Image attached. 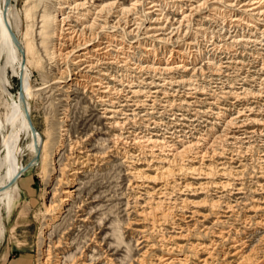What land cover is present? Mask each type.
Listing matches in <instances>:
<instances>
[{"label": "bare ground", "instance_id": "bare-ground-1", "mask_svg": "<svg viewBox=\"0 0 264 264\" xmlns=\"http://www.w3.org/2000/svg\"><path fill=\"white\" fill-rule=\"evenodd\" d=\"M129 1L131 2L127 4V0H0V208L1 206H5L7 208L11 207V204L19 195L17 191V183L20 180V177L24 175V172L28 168L33 167L35 164V161H32L31 164L26 165V167L23 168L22 161H23V156L25 154L28 155L29 160L34 158L38 163V166L43 172V181L45 182V185H46V179L51 180V178L55 174L57 177L56 187L55 188L53 187V191L51 192V198L47 200L48 205L45 206V214L44 216H42V220L40 222V230L38 233L39 235L38 254L40 255V258L38 259L37 264H65L66 262L69 261L72 262L71 264H75L77 261H80L81 262V263L79 262L80 264H100L101 263L100 261L103 260L105 261L103 264L116 263V260H114L113 257H109L108 254L107 257H102L103 254L98 255V253H96L95 250L92 249L93 247L90 250V246L87 247L86 245L84 252L83 251L81 252V250H79L80 252L78 251L79 257H75L76 253L73 252H71L72 254L69 253L70 248L73 245L72 242L74 241L70 239L71 230L76 228L75 224L79 223L85 225L88 224V222L90 221L88 217H83V215L73 216L72 214L73 213L72 204L75 201L77 195L79 194L78 188L80 186L82 188L83 186V184L80 183V179L78 178L80 174L86 173L93 168L90 166V164L85 163L86 164L85 165L83 163L85 166L82 169L85 170H82L80 168L72 169L70 167V164L74 162L75 165L76 161L74 160L71 163L70 161L68 163L66 162L67 164L66 163L62 164V162L61 163L58 162L59 164L56 166L55 164L56 158L59 157V154L61 152V149L63 148L65 141L68 140L65 136H69L68 134L70 133L69 132L70 130L66 125L67 109L63 108L60 114L62 115V117L57 118L58 110L56 109L58 107L55 109L54 108L55 105L51 103L50 105L49 104L48 105L50 106L49 109L50 113H52L51 110H53V113L50 117L49 115L48 116L46 115L47 88L49 89L48 93L50 92L49 97L54 98V94H58L55 95V97L58 96L57 101H60V99L62 100V98L69 101V96L71 94L72 95L77 94V92L80 90H83V94L85 93V95L88 97L89 100H92V97L94 98L96 97L99 103H102L103 105L104 104L107 105V107L103 108L102 114L104 115V118H107L108 120L111 121L110 126L113 129H115V131L116 130L120 131V133L115 138L111 135L113 139L116 140V143L119 141L127 143V141L131 139L135 131L129 130V132H126L124 130H126L125 128L127 126L132 125L133 120L135 119V117L138 116V112L136 113V110L128 109V111H125L121 109L120 107L122 106H119L120 102L118 101L119 99L118 96H120L126 90L128 93L131 92L132 95H136V96L142 94L147 95V97L145 98H148L149 100L152 99L151 106L148 109L153 110V107L156 105L155 102L159 98L157 95L161 91H163L162 95L168 98L167 96L168 93L166 91L164 92L163 90L165 84L168 85L169 87H172L173 85L175 86L176 85L179 86L183 84L186 85L189 84L188 82H190L191 77L194 76V74L196 75L197 72L199 73L202 72L204 67L208 69L215 68V70H219L220 67L222 66L221 62L220 64H218V62L215 61L218 64L216 65V63H214V61H212L210 58L206 59L207 56L205 55L206 53L205 50L203 51V48H200L201 42L203 40L205 41L208 35L213 36L216 31L214 33L208 32L210 27L209 28L206 27L205 22H208V18L205 17L203 20H200L199 22L197 21V24L195 25L196 27L195 29H193L194 32L192 33L191 28H192L193 12H195V14L196 13L199 14L198 12H201V10L203 11V9H205L207 5L209 6L208 4L209 2L211 3L210 5L215 4V5H220L222 7V9L217 7L213 8V11L215 13L220 14L223 8L224 10H227V13L229 14L228 19H230L228 25L226 24L225 29L222 27H220V29L217 28L222 35L221 36L222 39L224 38L222 40L224 42L222 45L223 48L221 47L220 48L224 51L226 50L227 52L231 51L232 53L229 58L227 57L226 59V57H224L227 63L226 66H229L230 64H233V66L234 65L242 66L245 60L244 58H241L238 55L239 54L238 50L241 49L243 46H245V44L246 45L254 44V47L255 45H261L262 47H264V0H243L241 6L238 7L241 8V10L240 13L237 15L234 14L231 15L230 13H231V9L233 10V8L237 6L238 1L240 0H202L200 3L197 2L196 3L197 5L195 6H193V4L192 5L190 4L187 14H184L185 11L183 10L182 6L184 2H188V1L192 2V0H170V1L167 0L164 2H162V0H149L148 3H145V5L150 4L148 8H145V10L148 11H146L144 14L142 13L145 18V19L143 18L144 20L142 18L141 19L134 18L135 16L132 19H130L131 13H134L133 11L136 9V7L141 5L142 3H140L139 0H129ZM142 1L144 5V2H147L148 0H142ZM165 7L176 8L177 9L176 15L178 16L179 14L181 15L179 21L176 22V25H178L176 28L171 27L172 29H170L167 26L170 21L167 18H165L163 14ZM172 12L174 11L172 10ZM153 16H158V17H153ZM145 20L150 21L149 22L150 24L148 25L147 28H145L146 29L145 32L142 33V35H144L142 38L143 40V44H142L140 42L141 39L139 37L141 33L140 31L145 27L144 26ZM259 23L262 24L260 25ZM130 27L133 28L129 30ZM167 29H170V31L165 35L157 33V32H164ZM257 31H259L258 34L259 37L256 36ZM131 40H136L137 45L134 44V41L131 42ZM168 45L170 48L168 47ZM219 52H221V50ZM165 53H168L167 57L164 56ZM130 63L135 65L141 71H149L150 73L152 72L154 75L155 74L159 76L172 75L177 73H181L182 75H180V77L178 76L179 80L173 81L175 79L174 78L173 80L172 79L169 80V82L166 81L167 83H164L162 85L155 84V82L151 81L149 82L147 86V91L145 90V92H143L144 90L142 91L140 89L139 87L140 84L138 83L139 85L135 86L136 89L134 91H131V89L134 87H132V84H130L129 81L126 82L123 76L119 75V72H121V70H117L113 72L114 70L113 68H116V66L119 67L120 69H123L126 66L130 65ZM261 65L262 66L260 69L264 71V64ZM34 73H36L37 76L39 77L41 83L40 88H36L34 86V82H33ZM188 74L191 75H189L188 77ZM12 78H16L19 81V88L16 95L14 96L12 95L11 92H9L11 86L10 81ZM262 79H263L262 81H264L263 77ZM174 89H172V91ZM190 90H192V88ZM195 91L193 94H195ZM243 92L246 96L249 95V93H252L253 95H257L255 97H258L260 96L262 91L259 92L257 91L258 93H254L251 90L244 89ZM182 98L178 100L185 103L186 99L181 100ZM126 99L124 100L122 99V100L125 101ZM37 100L44 102V105L42 107L43 123L45 125L44 133L42 134L43 139L42 138L39 139L38 137L39 134L32 121V114H33L32 106L34 105V102ZM166 102L168 104L171 103L169 100ZM124 103L126 104V102ZM249 111L251 110L249 109ZM244 112L245 111H243V113ZM151 114L152 112L150 114L149 113L145 114L144 117H149ZM242 115L243 114H241V117ZM91 117L93 118V115ZM222 117H223V123H222L221 131L215 133L217 128L216 127L213 128L210 132H213V134L215 133L217 135L216 140H220V141L222 140L226 141V139L227 140L232 139V141L236 140L238 137L236 138L235 135H233V132L231 130L234 128L231 129V126L234 125V122L236 123L238 116L231 117L229 114L223 113ZM148 120L151 119L147 118V120L145 121L147 122ZM253 120L254 119L251 118V121L253 122L252 124L258 125L256 120L255 121ZM29 121L31 122L34 128V134H32V131L30 129ZM151 121L152 123L148 121L150 124L145 125V132H146L145 134L142 133L143 135L140 134L139 136V133H141L139 132L138 134H135L133 136V138L131 139L133 143L132 145H134L135 148L140 150L143 148H148L151 150L158 149L156 151L159 152L160 156L159 155L154 156L152 154H150V156L149 154L145 155L144 152L141 150L142 153L140 154L142 155V157H140V160L139 159L137 160L136 164H134L135 162L133 163L134 164L133 168L130 169L131 168L130 167L129 168L130 171L128 172V176L133 181H137L136 183L140 184L141 186L143 184H146L145 187H147V189L150 190V192L145 190L142 196L140 195L138 197H135V202L133 203L136 204V207L138 208V211L135 212H137L136 217H138L140 221V223L135 224L137 225V227L133 229V233H135L142 240L141 242L139 241L140 245L147 244L148 240L146 238V233H148L147 232L148 230H146L145 227L148 226H150L152 229H155L156 227H160L162 226V224L164 225V223L167 224L168 222L172 226L179 227V224L181 222L184 223L185 225L186 223L185 220L188 219L189 221L191 222L193 221L196 223L192 228V230L194 229L193 231H195L198 228L197 226H200L203 223H205L204 221H206L210 217L219 214V211H222V214H230L228 220L230 218H233L234 215L232 214L234 213V209L237 208L238 205H241L242 202L240 204L238 203V201L229 202L228 200L227 202L226 199L229 194L226 195L225 193H227V190H229V188L227 187H229L230 184L229 186H227V183H225L227 182V180L225 182L224 181L221 182L222 177H227V175L228 176L230 175L232 166L229 167V164L228 166H226V168L228 167V169L231 168L228 174V170H225L226 168H222L223 167L222 165H221L222 167L217 168L212 158L211 160H209L210 163H208V166L205 165V166L193 167L191 165L188 166L186 164L187 168H185L183 167L184 165L183 166L178 165V163H180V160H182V158H184L185 155H187L188 153L190 154L192 150L195 151L197 148L201 147L199 146L200 145L199 144L200 141H198L199 139L198 140L195 139V141H188V142L179 141L178 143L173 141H168V139H170L171 136L170 138L167 136L165 137L166 133L159 134L160 130L155 131L157 128H159V125H162V122L159 123L156 121V119ZM215 121L218 122V120ZM146 122L144 124H146ZM46 124H47V128H46ZM151 126L152 129H150ZM162 130L163 132L167 131V130L164 131V129ZM122 131L126 132L128 135L123 136L124 133ZM106 133L108 134V132ZM101 141H103V143L105 142V140H101ZM129 143L127 145L128 147L131 146L129 145ZM101 144L102 142L100 143V145ZM105 144L106 143H104V145ZM119 145L120 144H118V146ZM36 150H38L37 153ZM114 150L115 149H113V151ZM127 153L125 152L124 154L126 155ZM88 154H89V149H88ZM88 154L86 156H89ZM218 154L219 153L217 154L214 153L213 155L217 157ZM93 155H97V154H93ZM202 156L198 157L196 154L195 158L193 159L199 160L200 162L202 161L201 158ZM262 156H264V154ZM71 158H73V156ZM71 158L69 159L71 160ZM97 158L95 157V159ZM59 159L58 161H60ZM183 160L186 161V159ZM141 162L145 163L144 164L145 168L143 169L138 168L139 167L138 165H141ZM263 163H261V165ZM223 165H225V163ZM68 168L71 169L68 170ZM241 170L242 171H240L239 173L240 175L241 174L243 175L245 170L244 169ZM68 171H72L71 174L67 175ZM258 174H259L258 177H255L253 179L254 182L252 181L254 184L253 183H252L253 185L251 184L253 188L251 187V191H250L251 195L248 198L249 204L247 205L246 203H244L246 205H244L243 207L246 208L245 211L243 212V216L241 215L242 217L241 216L238 217L235 223L236 224L235 228H237L238 231L240 229L238 228L240 227V225L244 226V227L241 226L243 228V231L245 230V227L250 225L248 226V229L246 228L248 231V232L246 231L245 233L246 235L253 232L255 233L257 229H260V227H264V215L262 216L263 218H261V220L254 221V218L257 217V213L264 209L262 207L264 205V199L261 196L262 193H264V170L260 171ZM232 175L230 178H232ZM178 176H182L180 178V181L187 179L186 176L188 177L191 176L189 177V179H193L198 182L200 180L201 181L205 180L206 182L195 184L192 181H191L192 183L191 182L189 183L187 182V180H185V182L176 183L177 178L175 179L174 177H178ZM235 177H237V175ZM15 178L16 180L12 182V184H10L11 181H13V179ZM170 179L173 180L171 182L172 185L169 184L170 181L168 182V180ZM234 179L237 181L236 178ZM241 179L242 178H240V180ZM148 184H151L152 186H149ZM157 184H161L163 189L157 188V190H155ZM194 185H196V187H194ZM232 186H234V184ZM236 188L235 190L237 192L235 193V195H240L241 193L243 194L242 191L244 190V188L242 187H239L237 189ZM219 190H220L219 193H213V195H209L210 192L212 191L218 192ZM199 195H203V197L200 198ZM211 196H213V198ZM230 196L233 195L231 194ZM171 197H174L173 204H176V206L174 207L177 208L176 210L179 216H177V219L175 220L171 219L168 221V217L170 216L171 212L168 211L169 208H167V210H163L164 208L163 206L166 203L164 201L166 200H169V202L171 201L170 200ZM246 198L244 199L246 200ZM176 201L178 203H176ZM87 204L88 203H86V205ZM261 204L263 205L261 206ZM77 206L76 209H78ZM169 206L170 205H168V207ZM94 211H96L95 207L90 208L86 216H90V214L92 215L95 214L93 213ZM199 218L202 219V221L201 220L199 221L198 220ZM97 221H99L101 224H105V219L102 221L97 218ZM221 222L219 218L215 217L214 222L212 223L214 226L210 224L211 227H205V228L203 227L204 231L200 230V232L202 231L200 233L201 236L200 235L198 236L200 238L197 237L196 238L197 240H195L194 243L189 242L190 244H188L187 253H186L187 249L185 248L187 244H183L185 245L184 247L183 245L179 244L180 241H184V240L188 242L187 240L188 239L187 237H189L188 232H187L188 233L187 236H181L180 231H182L183 227L182 229H179L180 231H178V233L168 232L170 235L169 237L163 234L164 236H166L167 239L166 238L161 239V244H162L161 247L164 248V250L166 249V246H171V247L165 250L166 253L165 255L163 254L160 255V257H156V259L154 258L155 260L154 264H264V230H262L263 231V236L261 235L262 238L260 237L259 238L260 240L257 241L260 244L262 243V245H260L261 249L259 254L257 252L255 254L252 253V247L254 249L255 247L254 245L251 247L252 255L249 254L247 256L243 252V250L246 249V246H245V241L244 242L241 241L242 238L235 239L236 237H234L233 239H231L230 232L232 231L225 232V231H220L218 229H215L218 230L217 232L214 231L215 227H219L222 224ZM251 225L255 226L253 227L252 231H250V229L252 228ZM114 227L116 228V226ZM175 227L170 229L174 231L176 229ZM220 227L219 229H221ZM59 230L63 232L62 233L59 232L61 233V236L59 235L60 237L59 236L57 237L56 232L58 233ZM243 231H241L242 232L240 233L241 235H244ZM116 232H118V230H116ZM3 235H4V227L0 224V237L2 238ZM237 235L238 234L235 233V236ZM107 237L110 238V236L105 235L103 239H106ZM114 238L115 239L112 240H115V244L117 246L119 247L121 245L123 246L124 241L122 238V234L120 232L116 233L114 235ZM192 238L191 241L194 240V238L193 239ZM53 239L56 240L54 241ZM230 239L234 241L233 243L235 244L230 245L229 248L227 247L228 249H226V252L223 253L222 249H224L223 247L225 246L226 242H229ZM78 240L76 242H78ZM103 242L105 241L102 240V243ZM90 243L92 242L90 241ZM96 243L95 245L99 247L102 245ZM106 243L108 242L106 241ZM258 244H256V246ZM107 246L108 248L112 247L111 243H109ZM157 247H159V245ZM184 248L186 249L185 251L186 254L185 253L183 254V251L185 250ZM80 249H82V247ZM128 249L129 248H127L126 250L127 252L126 256H124V258L121 259L122 261H124L123 263H127L125 261H128V264L134 262L136 264H145L146 261L148 260L146 258L147 260L145 261V256L136 257L135 260H131V257H129L130 253ZM175 249H177L178 251L177 253H182V257H174L176 255L175 253L173 257H166L167 255L171 254L168 253L169 250H172L173 253V250L175 251ZM158 250L160 249L158 248ZM108 252H110V250ZM160 252H163V250ZM177 256H179V254ZM55 258L59 260L56 261ZM20 264H29V263L26 262Z\"/></svg>", "mask_w": 264, "mask_h": 264}, {"label": "rangeland", "instance_id": "rangeland-1", "mask_svg": "<svg viewBox=\"0 0 264 264\" xmlns=\"http://www.w3.org/2000/svg\"><path fill=\"white\" fill-rule=\"evenodd\" d=\"M164 1H167V0H162V2H164ZM168 1H170V0H168ZM201 1L202 0H192L193 3L190 1L184 2L183 6H182L183 10L185 11L184 14L188 13V9L190 7V4L191 5L193 4V6H195V5H197L196 4L197 2L200 3ZM130 2L131 1L127 0V4H129ZM139 2L142 4L136 7V9L133 11L134 13H131L130 19H132L134 16H135L134 18H138V19L142 18L143 19L144 18L143 14L146 11H148V10H145V8H148L150 6V4L145 5V3H148L149 0L147 2H144V5H143L142 0H139ZM242 2H243V0L238 1L237 6H235L233 8V10L231 9V13H230L231 15L232 14L237 15L240 13L241 8H238V7L241 6ZM208 4H209V6L207 5L205 7V9H203V11L201 10V12H198L199 14H197V13L195 14V12L192 13L193 19L194 18L195 19L194 20L192 19L191 31H192V33L194 32L193 29H195V27H196L195 25L197 24V21L199 22L200 20H203L205 17L208 18V22H205L206 27H208V28L210 27L208 32H213V33L215 31L216 32L214 33L213 36L208 35L211 38L207 36V39H205V41L203 40L201 42L200 48H203V51L205 50L206 53L205 52L204 53L207 56L206 59L210 58L212 61H214V63H216V65L220 64V62H221L222 68L220 67L219 70H215V68L214 69H211V68L208 69V68L204 67L202 72H200V73L197 72L196 75L194 74L195 77L194 76L191 77V80H190L191 83L188 82L189 84H186V85L183 84L184 86L183 85H179V86L173 85L172 87H169L168 85L165 84V86L163 87L164 88L163 90H164V92L166 91L168 93V95H167L168 98H166V96L162 95L163 91H161L157 95L159 97L158 98L159 100L157 99V101H156L157 103L155 102L156 105L153 107V110L148 109L151 106L152 99L149 100L148 98H145V97H147V95H144V94L136 96V95H132L131 92L128 93L126 90L124 93H122L120 96H118V98H119L118 101L120 102L119 106H122V107H120L121 109H123L125 111H128V109L129 110H136V113L138 112V116L135 117V119L132 122V125L127 126L125 128L126 130H124L126 132H129V130L135 131L133 133L131 139L133 138V136L135 134H138L139 132H141V133H139V136L142 133L145 134L146 133L145 132V125L150 124L149 122L152 123L151 120L156 119L157 122H159V123L162 122V125H159V128H157L156 130L154 129V130L155 131L160 130L159 134H165L166 133L165 137L167 136L170 138V136H171V138L168 139V141H173L176 143H178L179 141H182V142L195 141V139L196 140L199 139L198 141H200L199 146H201V147L198 146L199 148H197L195 151L192 150V152L190 154L189 153L187 154L188 156L185 155L186 158L185 157L182 158V160L186 159L187 163L185 160H183V161L180 160V163H178V165H182V166L184 165L183 167H185V168H187L186 167L187 165L188 166L191 165L193 167L194 166L199 167V166H205V165L208 166V163H210L209 160H211V158H212V160L214 161L215 166H217V168H220L222 166H223L222 168H226V166H228V164H229V167L232 166L231 167L232 169L231 168L228 169V167L225 169V170H228V174H229V171L231 169L230 175L229 176L227 175V177H222V179H221L222 181L221 180L220 181L225 182L227 180V182H225V183H227V186H229V184H230V186L227 187V188H229L230 191L227 190V193H225L226 195L229 194L226 201L227 202H228V200H229V202H234V201L237 202L238 201L239 204L241 202H242V204L238 205V207L234 209V213L232 212L233 213L232 215H234V217H233L234 219L230 218L228 220L230 214H222V211H219L220 215L216 214L215 216L210 217L209 219L204 221L205 223L200 225L201 227L197 226L198 230L196 229L195 231H193L194 229L192 230V228L194 227V225L196 223L193 221H192L193 222L192 223L188 219L185 220V222L187 223V224L185 223V225H184V223L179 222L180 223L179 227L172 226L168 222H167V224L166 223H164V225L162 224L163 227L160 226V227H156L155 229H152L150 226L145 227L146 230H148L147 231L148 233H146V238L149 242L147 241V244L140 245V242L142 240L135 233H133V229L137 227V225H135V224L140 223L139 218L136 217L137 212H135V211H138V208L136 207V204H133V203L135 202V197H138L140 195L142 196V194L144 193L145 190L149 191V192H150V190L147 189V187H145L146 184H143L141 186L140 184L136 183L137 181H133L128 176V172L130 171V169L133 168V165L136 164L137 160L138 159L140 160V157H142V155L140 153H142V151L144 152L145 155L149 154V156H150V154H152L154 156H158V155L160 156L159 152L156 151L158 149H152L151 150L148 148H143V149H141L142 150L141 151L140 149H137L134 147V145H132L133 143H132L131 139L128 140L127 143L122 142V141H119L116 143V140H114L113 137L115 138L120 133V131H118V130L115 131V129H113L110 126L111 121L108 120L107 118H104V115L102 114L103 108L107 107V105L106 104L103 105L102 103H99L97 101L96 97L95 98L92 97V100H89L88 97L85 95V93L83 94V90H80L77 92V94H74V95L71 94L69 96V101H67L64 98H62V100L60 99V101H57L58 96L55 97V95H58V94H54V98L56 100L52 97H49L50 92L48 93L49 89L47 88L46 89V111H47L46 115L47 116L49 115V117H50L53 113V110H51L52 113H50V110H49L50 109L49 105L51 103H53V105L56 106V107L54 106L55 109L58 107L56 109V110H58V112H57L58 117L57 118L62 117V115H60V114H61V111L63 110V108L67 109L66 125L68 126V129L70 130L69 131L70 133L68 134L69 136H65L68 140H66V138H65L66 141L63 145V148L61 149L59 157L56 158V162H55L56 166L61 162H62V164L66 163V162L68 163L69 161L71 163L74 160V161L79 162V163L75 162V165H74V162H72L70 164V167L72 169H74V168L75 169L76 168L82 169V168H84V166L86 164H90V166L93 168L90 171H88L86 173H82L79 175L78 179H80V183H82L83 186H82V188H81V186L78 188L79 194L77 195L75 201L72 204L73 216L83 215V217H88L90 219V221H89L90 224H89V222H88V224H85V225H82L79 223L75 224L77 229L74 228L70 232L71 233L70 239L74 240L72 242L73 243L72 247L74 245L75 246L73 248L72 247L70 248L69 253L70 254H72L71 252L76 253L75 257H79V255H78L80 252L79 250H81V252L85 251V245H86L87 247L90 246V250L93 247L92 249H94L95 252L98 253V255L103 254L102 257H107V254L109 255V257H113V259L116 260L115 264H128V261H125L127 263H123L124 261H122L121 259L124 258V256H126V254H127L126 250H127V248H129L128 251L130 254L129 253L128 254L130 255L129 257H131V260H135L136 257L145 256V261L148 259L146 261V263L154 264L155 263L154 258L156 259V257H160V255H163V254L165 255L166 254L165 250L168 249L169 247H171V246H166V249L164 250V248L161 247V245H162L161 239L162 238H166V236L169 237L170 236L169 233H171V232L178 233V231H180L179 229H182V227H183L182 231H180L181 236H187V234L189 233L188 234L189 237H187L188 242H186L184 240V241H180L179 244L180 245L187 244L186 246L183 245V247L185 246V248L187 249L188 244H190L189 242L194 243L195 240H197L196 238L202 232V231L200 232V230H203L205 227H211V225H213L212 223L214 222L215 217L219 218L220 222L224 220L223 222H221L222 223L220 225L221 227L219 226L221 229H219V227L214 228L215 232H217L218 230L225 231V232L232 231V232H230L231 239L236 237L235 239L242 238L243 240L241 239V241L242 242L245 241L246 249L243 250L244 254H246L247 256L249 254L252 255V253L255 254L256 252L259 254L260 249H261L260 245H262V243L260 244L257 241L260 240L259 239L260 237L262 238V236H263L262 230H264V227H260V229H257V231L255 233L253 232V233L246 235L245 233L248 229V226H250V225L245 227L244 231L242 228L244 226L240 225V227H238V228H240L238 231V229L235 228V226H236L235 223H236L238 217H240L241 215L243 216V212L245 211V208H246V207L244 208L243 206L246 204L247 205L249 204L248 198L251 195V193H250L251 187L254 184L253 179L255 177H258V175H259L258 173L260 171L264 170V163H263L264 162V158H263L264 156H262L264 154V122H263V120H264V92H263L264 81H262L263 80L262 77L264 78V76H263L264 71L262 69H260L262 66L261 64H264V47H262L261 45H255V47H254V44H247V45L245 44V46H243L244 48L242 47L241 49L238 50L239 52L237 51L239 53L238 55L241 58H244V60H245L244 63L242 64V66H240V65L239 66H237V65L233 66V64L226 66L227 63H226V60L224 57H226V59H227V57L229 58L232 53H231V51L227 52L226 50L224 51L221 49V48H223L222 45L224 42L222 40L224 38L222 39V37H221L222 35L217 28L220 29V27H222L225 29L226 24L228 25L229 20H230V19H228L229 14L227 13V10H224V8H223V10H221L220 14L215 13L213 11V8L217 7V8L222 9V7L220 5H215V4L210 5L211 4L210 2ZM211 6H212V8H211ZM186 9H187V11H186ZM172 10L174 12H172ZM176 11H177V9L173 8V7H169V8L165 7L164 8L163 14H164L165 18H167L170 21L167 25L170 29L176 28L178 26V25H176V22L179 21V19L181 18L180 14H179V16L176 15L177 14ZM206 13H207V15H206ZM153 17H158V16H153ZM171 18H172V20H171ZM173 21H174V24H173ZM149 22L150 21L145 20V24H144L145 27L140 31L141 33H140L139 38L141 40L140 39L139 40L142 44H143L142 38L144 36V35H142V33L145 32V30H146L145 28H147L148 25L150 24ZM224 23H225V25H224ZM259 24L261 25L262 23H259ZM132 28L133 27H130L129 30ZM170 29H167L164 32H157V33L165 35V34L169 33ZM157 33H155V34H157ZM258 34H259V31H257V33H256L257 37H259ZM220 37H221V39H220ZM209 39H210V41H209ZM136 40H131V42L134 41V44L137 45ZM209 42H210V44H209ZM212 42H213V44H212ZM215 43H217V44H215ZM168 47H169V45H168ZM218 50L219 51L221 50V52H223L224 54L219 52ZM164 56L167 57L168 53H165ZM215 61H217L218 64ZM224 61H225V63H224ZM227 61H229V60H227ZM116 68H113L114 69L113 72H115L117 70H121V72H119V75L123 76L124 80L126 82L129 81L130 84H132V87H134L131 89V91H134L136 89L135 86L140 84L139 85L140 89L142 91L144 90L143 92H145V90L147 91V86H148L149 82H151V81L155 82V84L162 85L164 83L169 82V80H171V79L173 80L174 78L175 79L173 81H175V80L177 81V80H179L178 76L180 77V75H182L181 73L172 74V75H160V76L156 75V74L154 75L152 72L150 73L149 71H141L139 68H137L132 63H130V65L126 66L125 68H123L124 70L120 69L117 66H116ZM122 70L125 72H123ZM189 75H191V74H188V77H189ZM33 82H34V86L36 88L41 87L39 77L37 76L36 73H34ZM192 82H194V83H192ZM10 84H11V86H10L9 92H11L12 95L14 96V95H16L18 88H19V81L16 78H12L10 81ZM174 86H175V89H174ZM191 88H192V90H190ZM172 89H174L175 91L174 90L172 91ZM244 89L251 90L254 93H258L259 91H262L260 94L261 97L260 96L255 97L257 95H253L252 93H249V95L246 96L243 92ZM260 89H262V90H260ZM153 90H151V91H153ZM194 91H195V94H193ZM233 92H235L237 94H235ZM238 92H239V94H238ZM241 93L244 95H242ZM47 95H48V98H47ZM180 98H182L181 100L186 99L185 103L179 101L178 99H180ZM122 99L123 100L126 99V100L123 101ZM146 99H148V100H146ZM168 100L171 103L168 104L166 102ZM93 101H95L97 104ZM124 102H126V104ZM98 104H100V105H98ZM43 105H44L43 101L41 102V101L37 100L34 102V105L32 106V110H33L32 121H33V124L35 125V128H36L38 134H39V136H38L39 139H41V138L43 139L42 134L44 133V128H45V125L43 123V115H42ZM140 105L142 108L140 107ZM250 107H252L253 110ZM51 108H53V107H51ZM155 108H156V110H155ZM100 109H102V110H100ZM139 109H141V110H139ZM146 109H148V110H146ZM249 109L251 111H249ZM161 111H162V113H161ZM240 111H241V113H240ZM243 111H245V112L243 113ZM252 111H254V112H252ZM151 112H152V114L149 117H144L145 114H148V113L150 114ZM223 113L229 114L231 117L232 116L233 117L238 116L236 123L234 122V125L231 126V129L234 128L231 130L233 132V135H235L236 138L238 137L236 140H233V141H232V139H228V140L226 139V141L216 140L217 135L215 133L221 131V129H222L221 127H222V123H223V117H222ZM241 114H243L242 117H241ZM92 115H93V118L91 117ZM101 118H103V119H101ZM147 118L151 119V120H148L149 122L148 121L146 122L145 120H147ZM251 118L254 119L253 121L256 120L258 125L252 124L253 122L251 121ZM99 120H101V121H99ZM215 120H218V122ZM145 122H146V124H144ZM243 122L245 125L243 124ZM99 123H101V124H99ZM46 128H47V124H46ZM213 128H216V132L214 134H213V132H210ZM150 129H152V126ZM162 129H164V131L165 130H167V131L163 132ZM124 131H122L124 133L123 136L128 135ZM106 132H108V134ZM172 132L177 136H175ZM168 133H169V135H168ZM173 137H174V140H173ZM101 140H105L104 143H106V144L104 145L103 141H101ZM111 140H113L115 143ZM108 141H109V143H108ZM101 142H102V144L100 145ZM111 142L114 144H112ZM96 143L98 146L96 145ZM128 143L131 146L128 147L127 146ZM118 144H120V145L118 146ZM123 144H124V146H123ZM65 146H66V149H65ZM132 147H133V149H132ZM117 148H119V149H117ZM88 149H89V154H88ZM113 149H115V150L113 151ZM37 151L38 150H36V153H37ZM69 151L71 154L69 153ZM119 151H120V153H119ZM123 152L124 153L128 152V153L125 155ZM121 153H122V155H121ZM214 153L215 154L219 153V154L216 157L215 155H213ZM87 154L89 156H86ZM93 154H97V155H93ZM196 154L198 157L202 156L204 154L201 157L202 161L199 162V160L193 159V158H195ZM64 155H66V156H64ZM74 155L77 157H75ZM100 155H101V157H100ZM103 155H105V156H103ZM115 155L117 156V158ZM206 155L210 158H208ZM72 156H73V158H71ZM204 156H205V158H204ZM79 157L81 160L79 159ZM88 157H89V159H88ZM95 157L96 158L98 157L99 159L98 158L95 159ZM69 158H71V160ZM58 159L60 161H58ZM84 159L86 160V162ZM132 159H133V161H132ZM150 160H151V158H150ZM32 161H35L34 166L28 168L24 172V175H22L20 177V180L17 183V191H18L19 195L18 196L16 195L17 198L11 204V207L7 208L5 206H1V208H0V224L4 227V235L2 238L0 237V264H20V263H26V262H28L29 264H37V261L40 258V255L38 254L39 253V249H38V237H39V235H38V233L40 230V222L42 220V216H44V214H45V206L48 205L47 200L49 198H51V192L53 191V187L54 188L56 187L57 177L55 174L51 178V180L46 179V185H45V182L43 181V172L40 169V167L38 166V163L36 162V160L34 158L29 160L28 155L25 154L23 156V161H22L23 168H25L26 165L31 164ZM222 162H224L225 165H223L224 163H222ZM83 163L84 164L86 163V164L84 165ZM261 163H263V164L261 165ZM144 164L145 163L141 162V165H138L139 166L138 168H142V169L145 168ZM242 165H244V166H242ZM238 166L241 168H239ZM70 169L68 168V170H70ZM241 169L245 170L244 171L245 174L243 173V175L242 174L240 175L239 172L242 171ZM82 170H85V169H82ZM248 170H250V171H248ZM71 172L72 171H68L67 175L71 174ZM231 175H232V178H230ZM236 175H237V177H235ZM181 177L182 176L174 177L175 179L177 178L176 183L185 182V180H187V182H189V183L192 181L195 184L206 182L205 180H202V181L200 180L198 182V181H195L193 179H189V177H191V176H189V177L186 176L187 179H184V180L182 179L183 181H180ZM183 178H185V177H183ZM234 178H236L237 181ZM240 178H242V179L240 180ZM172 181H173L172 179L168 180L170 185H172V183H171ZM229 181H231V182L233 181V182L231 183ZM133 182H135V183H133ZM233 184H234V186H232ZM245 184H247V185H245ZM148 185L152 186L151 184H148ZM240 185H242V186H240ZM194 187H196V185H194ZM234 187L235 188L236 187L237 188H239V187L244 188V190L242 191L243 194L241 193L240 195H235V193L237 191L235 190ZM155 188H156L155 190H157V188L163 189L161 184H157ZM219 192H220V190L218 192L212 191V192H210L211 194L209 193V195H213V193H219ZM231 194L233 196H230ZM216 196H218V195H216ZM261 196L264 199V193H262ZM199 197L202 198L203 195H199ZM211 197L213 198V196H211ZM243 197L244 198L247 197L246 200ZM173 199H174V197H171L170 202H169V200L164 201L166 203L168 202L167 204L170 205L168 207V205L165 203L163 206L164 207L163 210H167V208H169L168 211L171 212L170 216L168 217V221L171 219L175 220V219H177V216H179L177 213V210H176L177 208L174 207V206H176V204H173L174 203ZM81 200H83V201H81ZM80 203H82V204H80ZM86 203H88V204L86 205ZM176 203H178V202L176 201ZM244 203H246V204H244ZM75 205L79 206V207L77 206L78 209H76ZM262 205L263 204H261V206ZM93 207H95V209H96V211L93 212L95 214H93V215L90 214V216H86V214H88V211L90 210V208H93ZM262 207L264 208V205ZM79 208H80V210H79ZM82 212H83V214H82ZM135 213H136V215H135ZM263 215H264V209L257 213V217H256L257 219L254 218V221L261 220V218H263L262 217ZM97 218L99 220H102V221L105 219V224H101L99 221H97ZM198 220L202 221V219H200V218ZM229 222L232 224H230ZM253 225H251L252 228L250 229V231H252L253 227H255ZM114 226H116V228ZM101 227H102V229H101ZM174 227L176 228L174 231L172 229H170V228H174ZM226 227H228V228H226ZM117 228H119V229H117ZM150 228H151V231H150ZM215 229H218V230H215ZM116 230H118V232H120L122 234V238L124 241L123 246L122 245L120 247L117 246L115 244V240H112V239H115L114 235L116 233H118V232H116ZM240 230L243 231L244 235L240 234V233H242ZM157 231H159V232H157ZM59 232L62 233L63 231L59 230L58 233L56 232L57 237L59 235L61 236V233H59ZM151 232H152V234H151ZM197 232H198V234H197ZM235 233L238 235L235 236ZM163 234L166 236H164ZM105 235L110 236V238L107 237L108 239L107 238L103 239ZM112 235H113V238H112ZM162 235H163V237H162ZM174 235H176V234H174ZM190 235L195 236V237L193 236L194 240L191 241L192 236H190ZM77 236H79V237H77ZM238 236H239V238H238ZM148 238H150V239H148ZM198 238H200V237H198ZM65 239H66V237H65ZM154 239L156 242L154 241ZM231 239L229 240V242H226L225 246L223 247L224 248V249H222L223 253L226 252V249H228L230 245L235 244V243H233L234 241H232ZM77 240H78V242H76ZM87 240H88V242H87ZM102 240H104L105 242L102 243ZM90 241L92 243H90ZM93 241H94V243H93ZM106 241L108 243H106ZM95 243L100 244V245L102 244V245L99 247V246L95 245ZM109 243H111V245H112L111 248H108V246H107ZM256 244H258V245L256 246ZM158 245H159V247H157ZM254 245L256 248L254 247V249H253L252 246H254ZM81 247H82V249H80ZM251 247H252V253H251ZM144 248H145V250H144ZM158 248L160 250H158ZM147 249H149V250H147ZM184 249H182V250H184ZM186 249L183 251V254L185 253ZM258 249H259V251H258ZM109 250H110V252H108ZM162 250H163V252H160ZM144 251H146L147 253ZM248 251H249V253H248ZM105 252H108V253H105ZM177 252H178L177 249H175V251L173 250V253H172V250H169L168 253L169 254L171 253V254L167 255L166 257H173L175 254L176 255L174 257H182V253H177ZM187 252H188V249H187L186 253ZM112 254H114V255H112ZM178 254H179V256H177ZM246 255H244V256H246ZM57 260H59V259H56V261ZM151 261H153V262H151ZM79 262L80 261H77L75 264H77ZM100 262H101L100 264H103L105 261L103 260ZM120 262H122V263H120ZM67 263L71 264L72 262L69 261V262H66L65 264H67ZM131 264H136V263L134 262Z\"/></svg>", "mask_w": 264, "mask_h": 264}, {"label": "water", "instance_id": "water-1", "mask_svg": "<svg viewBox=\"0 0 264 264\" xmlns=\"http://www.w3.org/2000/svg\"><path fill=\"white\" fill-rule=\"evenodd\" d=\"M29 125H30V129H31V131H32V134H34V128H33V126H32V124H31V122L29 121ZM16 180V178L15 179H13V181H11V183L10 184H12V182H14Z\"/></svg>", "mask_w": 264, "mask_h": 264}]
</instances>
